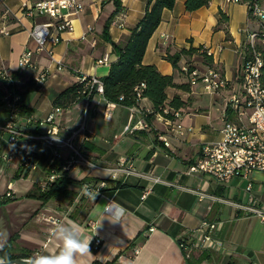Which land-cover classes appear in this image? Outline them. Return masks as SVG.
<instances>
[{"label": "crops", "instance_id": "0c3cea01", "mask_svg": "<svg viewBox=\"0 0 264 264\" xmlns=\"http://www.w3.org/2000/svg\"><path fill=\"white\" fill-rule=\"evenodd\" d=\"M37 1L41 0H0V30L8 32L7 35L0 33V70L19 74L14 82V90L19 93L34 75L30 70L18 68L19 56L25 48L35 49L29 37L32 23L47 19L20 18L17 12L23 3ZM77 1L83 10L73 18L72 30L62 33L52 56L47 52L34 56L37 70L49 73L46 81L38 84L37 90L24 95L17 93L26 113L18 116L16 124L27 133L43 134L47 125L39 122L54 110V98L80 82L81 77L101 80L117 59L111 43L103 37L105 23L116 10L113 1ZM146 1L120 0L121 9L114 14L108 28L113 43L127 40L144 14ZM184 2L175 0L171 10L162 11L142 64L154 66L163 75H174L177 84H188V79L173 68L167 57L182 49L202 46L212 53V62L193 56L190 59L193 65L200 71L215 68L230 88L237 87L247 33L257 25L249 15L248 5L210 0L207 7L190 13L185 11ZM254 2L264 9V0ZM4 10L9 11L6 19L2 17ZM220 12L224 18H220ZM104 58L107 62L99 63ZM181 61L183 57L178 65ZM189 87L187 92L168 90L169 100L179 96L185 102L180 118L173 122L182 125V135L175 134L158 116L147 120L148 116L108 102L100 94L93 95L88 104L86 99H81L60 109L54 118L59 135L70 136L85 116L88 137L87 141L82 140V134L74 138L75 146L88 163H79L68 173L73 183L67 186L71 192L67 198L43 203L36 196L35 188L42 187L50 173V148L40 146L36 156L38 169L27 171L20 168L18 157L12 162L3 159L9 149L0 140V253L5 248L3 254L30 258L58 251L53 229L57 224L71 223L79 226L81 238H90V253L77 255L76 264L93 261L102 264H264V222L246 216L228 203L247 204L253 198L258 204H264V172H253L248 179L235 177L225 184L208 175L187 172L202 148L218 139L221 112L230 90L208 94L200 83ZM139 106L152 110L146 98ZM214 106L220 114L213 118L210 109ZM6 116L7 110L1 103L0 122ZM140 121H145L148 127L140 128ZM159 134L167 138L168 147L158 141ZM60 155L65 160L70 153L62 148ZM128 158L139 173L152 172L160 180L151 184V192L144 199L141 195L148 185L147 178L121 174L113 179L111 176L110 170ZM49 218L57 222L54 224ZM203 222L217 226L213 235L222 243L221 249L198 246L206 231L200 230Z\"/></svg>", "mask_w": 264, "mask_h": 264}, {"label": "built area", "instance_id": "2783aa9c", "mask_svg": "<svg viewBox=\"0 0 264 264\" xmlns=\"http://www.w3.org/2000/svg\"><path fill=\"white\" fill-rule=\"evenodd\" d=\"M3 1V0H1ZM240 2L239 0H231ZM249 8V7H248ZM83 6L77 0H41L34 3H23L18 12L20 18L33 20L35 16H42L47 19L45 22H33L29 30V37L35 43V49L25 48L18 59V68L34 72L33 80L42 84L48 77L47 70H37L34 63L35 54L47 52L52 56L53 48L61 41L62 33L72 30L73 18L82 12ZM251 15L255 18L256 29L247 33V43L244 51V61L240 69V80L237 87H231L229 83L220 75L215 68L209 67L203 71L196 68L191 62V58L183 57L179 65V72L188 79V84L194 86L197 83L202 85L205 93L216 94L220 90H230L225 100L224 108L221 112V128L219 137L216 141L206 144L200 156L188 168V174L199 173L208 175L219 183H229L235 177L248 179L253 172H264V84L261 81L262 69H264V9L257 3L250 7ZM9 15L8 10L2 12L4 19ZM16 16V14L14 15ZM2 34H8L4 29ZM207 55L212 53L203 49ZM104 58L99 63H105ZM12 72L0 70V89L3 90L2 105L7 110L5 121L0 122V140L3 141L9 153L2 157L6 162H12L15 157L19 158L20 168L27 171L38 169L36 157L39 147L46 146L51 150L49 165L55 164L62 159L60 150L65 148L70 155L65 159L61 171L56 167L50 169L46 182L41 187L44 189L48 183L60 177L61 172L68 173L76 168V165L87 164V159L83 156L79 147L74 144V138L82 134V140L87 141L85 135V116L84 121L74 130L70 136L62 137L59 135L58 127L54 124L55 114L59 108L47 115L40 125H47L43 134H30L17 127L16 120L21 114L20 96L14 88L4 86V81L14 84ZM86 77H81L80 81H85ZM88 94L94 90L95 94L103 95V83L100 79L90 77L87 81ZM144 83L135 87V104L130 106L132 112L140 113L144 117L153 113V109L142 108L139 102L143 99L142 91ZM122 98H120L121 100ZM87 104L89 100L86 99ZM88 106V105H87ZM87 108L85 109V113ZM166 124L171 126V130L177 135H182L184 129L180 123L173 124L180 118V111L174 109H163V114H156ZM30 122L31 118H27ZM140 128L148 127L145 121L138 123ZM158 141L165 147L169 146L167 138L163 134L157 135ZM113 179L118 175H138L148 179V185L142 192L141 199H144L151 192V184L159 182V178L153 176L152 172L139 173L132 159H124L110 170ZM101 184L100 187H102ZM11 189V185L8 186ZM100 187L96 189L99 191ZM251 189L248 184L247 191ZM11 196L10 193L7 194ZM227 202V201H226ZM236 209L244 212L246 216L256 217L264 222V204H258L253 198H249L247 204L228 202ZM110 206L107 208L109 210ZM52 223L57 219L49 218ZM205 229L199 239L198 246L202 248H214L219 250L222 243L217 240L213 233L217 226L214 223L203 222L200 230ZM199 232V230L197 231ZM98 244V242H96Z\"/></svg>", "mask_w": 264, "mask_h": 264}, {"label": "trees", "instance_id": "16d2710c", "mask_svg": "<svg viewBox=\"0 0 264 264\" xmlns=\"http://www.w3.org/2000/svg\"><path fill=\"white\" fill-rule=\"evenodd\" d=\"M118 13L121 9L120 0H112ZM245 3L249 7V15H251L250 7L253 5L254 0H239ZM210 0H185L184 7L186 12H194L200 8L207 7ZM175 5V0H147L145 11L142 18L136 24L131 31L127 40L124 43L115 44L108 36V28L112 22L114 14L106 21L103 37L106 41H109L117 56L115 62L110 65L108 75L101 79L103 83V97L106 101L116 104H122L130 107L135 104V87L140 83H144L145 87L142 91L143 98L148 99L152 104L153 113L148 115L147 120L155 116L156 114H163V109L181 110L185 106V102L179 96H173L170 100L168 98L169 89H177L182 92L189 91V84H177L174 79V75H163L152 65H143L142 59L146 51V47L152 34L158 27L161 21L162 11L164 9L171 10ZM220 18H224L223 13H219ZM204 47L199 46L197 48L190 47L188 50L182 49L179 53L168 56V61L172 64L176 71H179V61L182 57L191 58L193 56L201 57L204 61L211 64V55H207ZM180 73V72H179ZM12 80L15 82L19 79L17 72H12ZM87 78L85 81H80L66 88L60 92L53 100V106L59 109H66L81 99L91 100L95 95L94 90L88 94ZM262 84H264V69H262L261 75ZM4 86L7 88H14V84H10L4 81ZM38 83L33 80V77L29 80V83L25 86L22 92L16 91L19 95H24L30 91L38 89ZM3 90L0 89V104L3 97ZM21 98V97H20ZM120 98H122L120 100ZM21 113H26L23 105L20 106ZM86 145V142L84 143ZM37 156V155H36ZM33 158L32 161L36 160ZM65 160L60 159L49 166L50 169L58 166L57 169L61 171V167ZM22 174V169H20ZM86 182V181H84ZM82 182V183H84ZM73 181L68 177L67 172H61L60 177L53 182L48 183L44 189L41 187L35 188L36 196L43 203L57 198H67L71 194L67 186L71 185ZM7 245V244H6ZM6 247V246H5ZM95 248H92L94 250ZM5 248L0 253V259L12 260L15 257L8 254H3ZM91 264H102L98 261H93ZM111 264V263H108Z\"/></svg>", "mask_w": 264, "mask_h": 264}, {"label": "clouds", "instance_id": "9594fccd", "mask_svg": "<svg viewBox=\"0 0 264 264\" xmlns=\"http://www.w3.org/2000/svg\"><path fill=\"white\" fill-rule=\"evenodd\" d=\"M52 237L58 244V251L48 255H34L27 259L26 264H76L77 255L90 253V238H81L77 225L57 224Z\"/></svg>", "mask_w": 264, "mask_h": 264}, {"label": "water", "instance_id": "95a60500", "mask_svg": "<svg viewBox=\"0 0 264 264\" xmlns=\"http://www.w3.org/2000/svg\"><path fill=\"white\" fill-rule=\"evenodd\" d=\"M28 258H15L12 260H0L3 264H26Z\"/></svg>", "mask_w": 264, "mask_h": 264}, {"label": "rangeland", "instance_id": "374dc122", "mask_svg": "<svg viewBox=\"0 0 264 264\" xmlns=\"http://www.w3.org/2000/svg\"><path fill=\"white\" fill-rule=\"evenodd\" d=\"M210 111H211V114H212L213 118H214L215 116H218V114H220L219 108H218L217 106L212 107V108L210 109Z\"/></svg>", "mask_w": 264, "mask_h": 264}]
</instances>
